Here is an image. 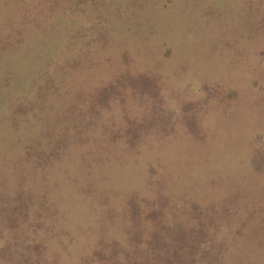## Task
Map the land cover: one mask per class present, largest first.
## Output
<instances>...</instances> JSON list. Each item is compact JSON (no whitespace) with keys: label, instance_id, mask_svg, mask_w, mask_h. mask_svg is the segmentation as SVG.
Returning a JSON list of instances; mask_svg holds the SVG:
<instances>
[{"label":"rangeland","instance_id":"obj_1","mask_svg":"<svg viewBox=\"0 0 264 264\" xmlns=\"http://www.w3.org/2000/svg\"><path fill=\"white\" fill-rule=\"evenodd\" d=\"M77 2L0 0V85L17 84L19 75L21 83L27 80L15 46L31 22L41 30L60 27L66 8L67 18L74 16L71 26L81 30L70 40L89 34ZM137 3L132 11L142 10ZM143 11L137 15L142 33L131 22L108 50L49 59L44 70L58 89L42 100L45 112L29 106L14 112L11 98L5 105L10 111L2 117L31 112L73 126L81 122L79 108L108 97L110 108L96 118L109 116L114 124L95 130L105 133L107 145L87 165L99 174L102 162L117 157L129 174L123 186L92 178L95 194L82 176L75 178L98 207L92 216L98 223L87 229L91 238L80 233L88 256L71 263L60 247L50 246L71 228L62 209L58 216L45 206L24 215L28 222L19 228L31 227L21 235L16 217L0 216V264L29 263L33 255L38 264H153L144 254L157 247L161 258L163 250L172 254L166 264H264V0H149ZM65 61L72 68L61 70ZM104 88L106 96L98 98ZM53 129L50 124L51 138ZM21 170L16 167L17 174ZM48 194L46 202H55L54 191ZM34 236H43L44 248H28ZM73 250L81 252V241ZM131 255L139 256L137 263Z\"/></svg>","mask_w":264,"mask_h":264},{"label":"trees","instance_id":"obj_2","mask_svg":"<svg viewBox=\"0 0 264 264\" xmlns=\"http://www.w3.org/2000/svg\"><path fill=\"white\" fill-rule=\"evenodd\" d=\"M138 1L140 3L136 5L142 6V10L139 12L132 11V6ZM76 5L79 6V16L81 15L80 17L83 19L82 28L89 33L85 36L87 39L78 35L72 41L70 40L75 32L81 30H76L71 26L74 16L67 18L66 8H64L63 24L60 27L54 29L48 27L47 30H41L38 24L31 22L23 30L24 34H22L20 45L15 46L16 57L21 58L22 62L26 64L23 67L26 70L27 80L21 83L22 78L19 75L20 80L17 81V84L0 85V173L4 177V181H0V216L4 220L8 218L10 221L16 217V229L21 235L22 230L26 233L31 227V225H26L24 228H19L28 222L29 216L24 215H29L31 208L40 212L47 206L57 215L62 209V216L66 217L65 220L68 221L67 224L71 229L65 233L67 237L61 243L56 242V236H54L50 241V246L60 247L63 256L71 259V263H76V260L73 259L74 256L78 259L84 254L89 255L87 245L84 246L86 237L80 233L98 223V220L95 222L92 220V216L95 217L98 209L95 198L86 195L85 187L91 189L92 193L95 194V186L92 180L94 177H100L104 182L108 180L114 184L118 183L120 186L126 182L125 185L128 184L126 175L129 174V171L127 168H121L125 167L126 163H120L117 157L109 160V162H102V170H99V174L94 173L95 176L91 174V171L96 169L93 163L87 165V159L96 155L97 150L100 149L99 146L102 143L107 145L104 143L107 139H101L105 133L95 135V130L98 127L102 129L112 126L114 120L109 116L101 119L96 117L105 115V110L109 109L112 103L108 97H104L101 101L98 100L87 105V111L82 107L79 108L77 115H79L81 122L73 126L54 124L51 120L49 122V116H42L37 113L31 115V112L30 115H21L20 113V117L17 115L2 117L4 113L10 111L8 107L5 108V105L10 104L9 99L11 98L16 105L14 112L17 109L27 110L28 106L31 111L45 112V104L42 100L49 97L47 95L49 90L56 91L58 89L50 87L52 85L48 81V73L50 72L47 69L44 70L49 59L60 54L74 57L85 51L94 53L95 47L97 52L108 50L115 45L116 39L126 35L132 26L131 22L142 33L144 30L143 22L139 21L141 18L138 19L137 15L144 12V6L149 8V0H78ZM7 9V6L3 7L2 11ZM135 9L138 10V7L135 6ZM148 31H152V28H147L146 32ZM42 32L44 33L42 34ZM65 41H67L66 44ZM72 65L70 62H66L61 70L65 66L72 68ZM106 92L107 88H104L98 93V98L99 96H106ZM23 100H32V102L29 104ZM106 100H108L107 104L105 103ZM122 122L125 126L130 123L127 120ZM104 123H106L105 126ZM50 124L54 128L53 138H51V134L47 133ZM58 129L62 133L56 132ZM10 131L16 133V136ZM143 138L145 137H135L138 145L144 143ZM137 151L138 148L132 149L131 154L138 156ZM144 153L149 154L148 151ZM157 154L158 152L154 153V156ZM19 165H22V170L20 174H17L16 167ZM80 176H82V181H87V185L84 184L85 187L75 182V178H80ZM53 191L54 194L51 196L55 202H46L50 198L48 193ZM100 200L105 201V199ZM106 208L110 210L111 206L108 205ZM38 217L39 221H42L41 216ZM86 233L91 238V234L88 231ZM43 241V236L40 239L34 236L28 240L27 246L30 249L32 245L44 248ZM75 241H78L77 244ZM80 241L82 250L77 254L73 247L79 245ZM149 251L147 255L144 254L149 263L166 264L167 259L173 258L172 254L171 256L167 255L164 250L161 258V248L158 249V247ZM30 253L31 251L28 255ZM14 254L17 255L18 253L15 252ZM52 255L54 256L53 259L59 258L56 254ZM132 257L137 263L139 256ZM32 259L27 258L29 263H21L15 260L11 264H38V255H33Z\"/></svg>","mask_w":264,"mask_h":264}]
</instances>
